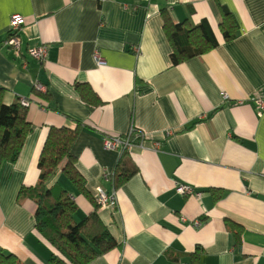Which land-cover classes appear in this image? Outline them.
<instances>
[{"label": "crops", "instance_id": "obj_1", "mask_svg": "<svg viewBox=\"0 0 264 264\" xmlns=\"http://www.w3.org/2000/svg\"><path fill=\"white\" fill-rule=\"evenodd\" d=\"M164 10L185 29L206 21L218 45L173 63ZM14 14L25 19L19 55L5 44ZM44 44L46 60L31 56ZM0 88L6 104L29 102L32 129L0 168V246L23 264H54L56 250L19 192L39 182L50 128L79 124L71 151L89 196L62 168L48 186L69 192L75 222L97 210L115 238L87 264H264V0H0ZM131 127L144 139L106 148ZM124 169L135 172L116 184ZM98 187L115 208L97 203Z\"/></svg>", "mask_w": 264, "mask_h": 264}, {"label": "trees", "instance_id": "obj_2", "mask_svg": "<svg viewBox=\"0 0 264 264\" xmlns=\"http://www.w3.org/2000/svg\"><path fill=\"white\" fill-rule=\"evenodd\" d=\"M223 13L225 20H228L230 12L224 10ZM163 18L164 29L174 47L172 58L175 64L198 56L218 45V40L206 21L185 29L183 23L176 24L165 10ZM231 24H225L226 39L234 37L233 31L226 29L227 26L231 28ZM78 87L85 100L89 103L93 102L91 95L94 92L91 88L86 85ZM3 95L4 88H0V168L4 161H15L18 158L25 139L32 129L28 121V107L21 102L6 104ZM79 130L80 124L75 129L50 128L39 159L41 170L39 182L32 187H22L18 195L19 202L30 199L36 203L35 227L55 248L56 253L52 258L54 264H87L117 245L97 210L77 223L74 221L77 204L70 197L69 192L59 183L53 187L48 186L50 178L58 168H62L63 175L89 196L85 179L76 166L77 157L71 151ZM134 172L135 170L129 169L117 171L114 176L116 184L123 183ZM0 264L23 263L13 253L7 252L0 246Z\"/></svg>", "mask_w": 264, "mask_h": 264}, {"label": "built area", "instance_id": "obj_3", "mask_svg": "<svg viewBox=\"0 0 264 264\" xmlns=\"http://www.w3.org/2000/svg\"><path fill=\"white\" fill-rule=\"evenodd\" d=\"M25 24V19L22 15L20 14H14L11 17L10 21V30H9V35L7 39L5 40V44L13 48L16 53L19 55L20 54V49L22 45V38H21V30ZM31 56L44 61L47 58L48 55V47L47 45H41L36 48H32L29 50ZM98 60L102 61L99 59ZM39 89H44V86L41 84L37 85ZM225 98L228 99V96L225 94ZM254 102L257 105L259 113L264 112V95H259L254 99ZM21 103L28 107L29 102L26 100H21ZM142 134H140L135 127H131L130 130L122 136H110L107 135L104 137V144L106 148L108 149H121L123 152L129 150L135 143L134 140H142ZM142 144V141L140 142ZM156 148L159 147V142L156 144ZM112 177V174L109 172H105L103 175V178L105 180H110ZM177 191L181 194H195L198 197L202 195L201 192H194V188L184 185V184H179L177 186ZM97 203L101 207H111L115 208L117 204V196L115 194H109L103 187H98L96 190V195H95ZM196 224H200V221H196Z\"/></svg>", "mask_w": 264, "mask_h": 264}]
</instances>
